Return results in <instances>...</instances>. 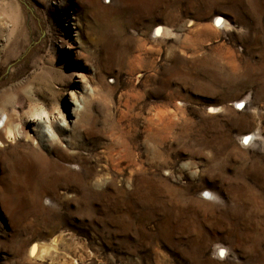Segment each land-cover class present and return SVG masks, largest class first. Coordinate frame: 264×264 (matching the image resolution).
<instances>
[{
  "label": "rangeland",
  "instance_id": "rangeland-1",
  "mask_svg": "<svg viewBox=\"0 0 264 264\" xmlns=\"http://www.w3.org/2000/svg\"><path fill=\"white\" fill-rule=\"evenodd\" d=\"M1 93L0 264H264V0H0Z\"/></svg>",
  "mask_w": 264,
  "mask_h": 264
},
{
  "label": "bare ground",
  "instance_id": "bare-ground-1",
  "mask_svg": "<svg viewBox=\"0 0 264 264\" xmlns=\"http://www.w3.org/2000/svg\"><path fill=\"white\" fill-rule=\"evenodd\" d=\"M221 18H218L217 21H220ZM76 26L78 27V24H76ZM76 28V27H75ZM156 31L158 33H161L164 31V28L163 27H157ZM0 96H2V100H1V103H2V106H3V115L5 116V119H4V122H3V125H2V128H0L1 132H0V139L2 137H4V133H8L10 135V133H12V130H11V125H12V122L14 120L13 118V114L7 110V103H8V100L5 96L4 93H1ZM76 105H81L80 103H76ZM82 105L81 107H78L77 110H76V113H75V117L77 116V114L81 111L82 109ZM34 118L38 123L41 122V117L37 116L36 114H33ZM3 130V131H2ZM5 131V132H4ZM42 134L44 136H46V141H47V145L48 146H53L54 144L57 143V139H55L54 136L52 135H48L47 133V129L45 130H42L41 131ZM252 135V134H251ZM250 138V137H249ZM3 139V138H2ZM56 245V244H55ZM36 247L33 246L31 249H30V255L34 256V255H38L37 254V250L35 249Z\"/></svg>",
  "mask_w": 264,
  "mask_h": 264
}]
</instances>
